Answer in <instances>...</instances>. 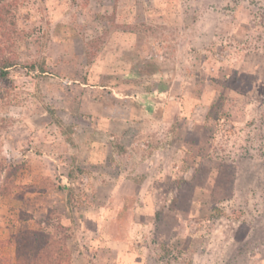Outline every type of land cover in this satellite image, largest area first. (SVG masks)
Wrapping results in <instances>:
<instances>
[{
    "label": "rangeland",
    "instance_id": "rangeland-1",
    "mask_svg": "<svg viewBox=\"0 0 264 264\" xmlns=\"http://www.w3.org/2000/svg\"><path fill=\"white\" fill-rule=\"evenodd\" d=\"M1 5L0 264H264V0Z\"/></svg>",
    "mask_w": 264,
    "mask_h": 264
},
{
    "label": "trees",
    "instance_id": "trees-1",
    "mask_svg": "<svg viewBox=\"0 0 264 264\" xmlns=\"http://www.w3.org/2000/svg\"><path fill=\"white\" fill-rule=\"evenodd\" d=\"M8 13H10L9 10H7V8L5 6L1 5L0 6V30L1 31H3V29L7 23V21H5V19H4V17L6 18ZM12 34H13V32L4 31L3 33L0 32V37L6 36L7 42H10V38H11ZM13 66H14V62L11 59H3L0 61V81H4V80L8 79V77L10 76V70H11V68H13ZM45 68L46 67L44 65V62L42 63L41 66H38V64H36V62H32V63H29V66L27 67V69L30 72L39 70L42 74L44 72H46ZM219 72H220V69H219ZM229 76L230 75H224L223 72L221 71L220 75L218 73V78L215 79L216 80L215 83L223 82V83H226L225 86H227L228 81H229ZM4 160H6V159L0 160V172H1V169H3L2 165L4 164ZM74 173H75L74 171L70 170L68 177L72 179L74 176ZM70 192H71V190L69 189L68 195H70ZM67 203H68V205L72 206V204H73L72 195L70 196V198H67ZM52 239L53 238H44L43 237L42 242L48 243ZM52 246H53V243L49 245V248L47 250L48 252H46L45 254L41 255L40 253L36 252L32 257L27 255V252L25 253V251L24 252L18 251L17 258H16L17 264H55L54 257L57 260V264H59L58 258H60L61 256L60 255L55 256V254H54L55 251H53L51 248ZM59 249H61V248H59ZM57 251L58 250H56V252ZM59 251H61V250H59Z\"/></svg>",
    "mask_w": 264,
    "mask_h": 264
}]
</instances>
